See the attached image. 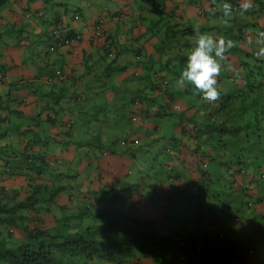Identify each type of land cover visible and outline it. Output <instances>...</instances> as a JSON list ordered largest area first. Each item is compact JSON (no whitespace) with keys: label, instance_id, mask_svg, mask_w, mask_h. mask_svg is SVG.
Wrapping results in <instances>:
<instances>
[{"label":"trees","instance_id":"trees-1","mask_svg":"<svg viewBox=\"0 0 264 264\" xmlns=\"http://www.w3.org/2000/svg\"><path fill=\"white\" fill-rule=\"evenodd\" d=\"M38 1L42 8L33 9ZM229 2L237 26L227 31L216 24L193 27L183 20L182 0H166L149 18L139 17L141 26L130 28V36L123 29L125 38L104 40L85 70L78 54L81 71L71 70L68 95L62 86L35 84L53 79L56 62L73 55L82 31L58 26L45 31L48 51L67 48L46 63L51 73L32 74L23 67L36 63L33 55L39 52L38 39L27 29L30 14L40 17L66 2L0 0L1 17L17 11L26 17L3 28L16 30V40L0 30V83L15 66L28 74L0 95V264L188 263L189 249L198 245L177 224L192 204H201L207 214L204 242L212 243L213 255H239L264 241V206H252L247 215L239 196L252 185L256 202L264 201V161L257 162L264 154V58L252 48L264 28L246 30L238 20L241 0ZM194 3L201 16L221 14L223 0ZM255 8L264 13V0ZM96 24L98 19L92 25L97 29ZM96 29L94 36L105 35ZM197 29L234 44L222 61L215 101L204 100L191 84L177 83ZM146 127L150 132L144 136ZM240 145L239 153L233 152L232 146ZM202 160L210 173L200 170ZM228 190L239 197L232 199ZM212 199L228 211L217 227ZM160 210L167 217L164 225L156 219Z\"/></svg>","mask_w":264,"mask_h":264},{"label":"crops","instance_id":"crops-1","mask_svg":"<svg viewBox=\"0 0 264 264\" xmlns=\"http://www.w3.org/2000/svg\"><path fill=\"white\" fill-rule=\"evenodd\" d=\"M66 2V5H53V9L50 10V14L47 17V20H43L42 18H38L36 16V13L32 14L31 18H28L27 20V29L31 31L32 38L40 40H45L42 43V51H48L46 48L50 45V40H47V35L45 31H48V25L50 20V27L51 26H58L59 28H74L77 31H82L83 32V40L80 43H76L74 48H73V55H68V57L64 56V59L59 58L61 54H66L65 49L66 47H60L58 49L53 50L50 52V58L46 59L47 56L45 55V60H44V66L42 69L34 70L31 69L29 65H33L31 62L28 67L23 66L26 68L29 72L32 74L34 73H39L41 70L42 71H48L51 69L50 66H46V63H50L53 60H57L59 58V61H64V63L57 64L54 66V70H60L61 73L60 75H56L55 71L52 72V80L46 81L43 79H39L38 83L43 84V87H47L48 85L50 86V89H57V87H63V89L66 88L67 94L72 95V87H71V70L73 68L77 69L78 71H81L80 66L78 65L77 61V55L80 53V61H83L84 63V70L85 66H87L88 62L93 60L94 57L91 53L95 52V50H98L99 47L102 46L104 40L107 42L108 40L112 39H123L127 36L126 33L123 32V29L128 32V36H130V28L136 27L137 25L140 24L141 26V20H139V17L144 18H149L151 15L149 13L150 7H149V2L148 0H62ZM166 1V0H165ZM208 3V2H207ZM79 6H83L85 8V12L87 13L85 16L80 14L79 11ZM136 6L137 7V16L134 15V13L131 11V9ZM42 8V3L41 2H36L33 4V9L34 8ZM97 9V12L94 15V19L91 21L90 14H92L93 9ZM121 8H125L126 12L124 14V17L120 19L119 21H108L104 24L105 27V35L102 36H94L93 35V30L95 27L92 25L95 24L96 20L100 15H105L107 16L108 13H111L116 10H121ZM57 9V12H56ZM73 13H78L79 14V19L75 20L73 18ZM219 13H222V8H219ZM3 16L0 15V18H3L1 21V25L5 26L8 24L9 21L15 20L17 22L25 20V16H22V14L17 11L12 14H9L7 12L2 13ZM108 17V16H107ZM106 17V18H107ZM209 17L215 18L213 14H209ZM29 22L32 24L30 25ZM109 38V39H108ZM108 39V40H107ZM129 40V39H128ZM34 42V41H33ZM85 54H82L84 52ZM47 54V53H46ZM95 55V54H94ZM17 58V56H16ZM18 60V58H17ZM66 61V62H65ZM19 64L18 62L15 61V65ZM30 73V74H31ZM28 77V74L26 70H21L17 68L16 66L13 67L4 77V81L0 83V89H4V91L7 89V87L17 85L19 86L20 84L23 83L25 78ZM3 91V92H4ZM73 103V101H71ZM97 126V125H96ZM148 128V127H146ZM100 130L105 133L108 129L106 127L100 126ZM119 137H122V134L120 135L118 133ZM105 139V138H104ZM125 161V159H124ZM124 165H126L124 163Z\"/></svg>","mask_w":264,"mask_h":264},{"label":"rangeland","instance_id":"rangeland-1","mask_svg":"<svg viewBox=\"0 0 264 264\" xmlns=\"http://www.w3.org/2000/svg\"><path fill=\"white\" fill-rule=\"evenodd\" d=\"M148 2L149 3L156 2V4H149V7H150L149 13H151V11H153L154 8H158V5H160V7H161V4L163 2L165 3L166 1L165 0H148ZM182 3H183L184 8H186V11H185V13H186L185 19L186 20L185 19H183V20L187 21L190 25H192L195 28L202 27V26L209 27V25L212 27V24L214 22H217V23L221 22V20L219 18L209 17V14H207V17H204L203 15L202 16L199 15L201 13H198L199 8L194 3V0H182ZM252 3H253V6H252V8L249 9V11H251V13L246 14V13H243L240 11L239 16H238V20H239V23H243L245 21V24L243 26L246 30H251V31L260 30L261 28H264V22L262 21V18L264 17V16H262V14H264V13H262V11H260L259 9L255 8L258 5V0H252ZM167 4L171 5V2H168ZM4 6L6 7L7 4ZM84 10H85V8H83V6H81V7L79 6V9L77 11H79L80 14L85 16L87 13ZM131 11L134 13L135 16H137L138 13H136L137 12L136 6H134L131 9ZM56 12H57V9H56ZM58 12H59V10H58ZM58 12H57V14H58ZM96 12H97V9L95 8V9H93L92 14L89 13L90 17H91V21L94 19L93 14H95ZM259 16H260V18H259ZM253 21H256L257 23H255ZM252 24H255V26H253ZM227 26H228V28H225V27H221V28L228 31L231 27L233 30H235L237 24L235 21L231 20L228 22ZM3 28H6V26L1 25V20H0V30L2 29L3 36L6 35L7 37L6 36L5 37L10 42H12L13 40H16L18 38L19 34H17L16 30L10 29L7 31V30H4ZM224 30H222V32H221V34H223V36H224ZM260 31H262V30H260ZM215 33H217V32L215 31ZM22 35H23V33L21 32L20 37ZM42 43H43L42 41L36 42V51H39V52H35V54L33 55V56H35L34 59L36 60V63H34L33 65H30L31 69H34V70H38L39 68L41 69L44 66L45 55L47 56L46 59L50 58V51L47 52L48 54H44V52L42 51V49H41ZM252 48H254L255 52L258 50V48L255 44H252ZM260 58H262V57H260ZM261 62L262 61L258 62V64H261ZM38 84L39 83L36 82L35 85L37 86ZM175 84L177 85L176 81H175ZM31 87H34V86L32 85ZM3 91H4V89H0V95L3 94ZM152 120H157V118H155V119L153 118ZM147 121H148V123H150L151 119H149ZM142 122L143 121L140 120V122H138V124L141 125ZM160 125H162V124H160ZM141 132H143V135L146 136V135H148V133L150 131H149V128H146V129L143 128V130H141ZM113 135L118 136V133L114 132ZM261 136L264 139V135H261ZM242 146L243 145H240L238 147L232 146V149H234L233 152L237 150V152L239 153V151H240L239 149ZM253 150H255L256 153L258 154L260 151V147L255 146ZM257 157H258L257 162H259L261 160L264 161V154H258ZM233 159H235V161H236L237 157H234ZM114 166H116V165L114 164ZM118 167H124V165L118 166ZM263 170H264V166H263ZM256 197H257V193H249L248 199H250L253 202V207L256 206L257 209L259 210L262 206H264V201L256 202ZM243 199H244V197H243ZM211 203H213L212 215L216 214L220 217L221 216V204L218 203L216 200H213V199L211 200ZM199 205H201V204H196L194 206L196 208V210L193 209L194 207L192 208L193 204L191 205V207H189L188 210H185L183 213L184 214L183 216L186 218H184V221H181L180 223L177 224V229L179 230V232H181L186 237H188V239L190 241H192L194 244L198 245L197 249H189L190 255L193 256L192 257L193 259H190V262L188 264H264V241H262L260 239L254 244V248L256 250V253L253 255H247V254L243 253L241 255V259L240 258L232 259L231 256H233V257L237 256L238 257V255L234 254V253H230V255L227 256V252H224L222 255H220V253L217 252L216 255H213L212 251L210 249V246H213L212 243L209 240L204 242V240L206 239L204 234L207 233L206 231H204V229L207 227L206 223H207L208 217L206 216L207 214L203 215L206 212H205V210H202V206H199ZM162 211L163 210H160L157 212L158 214L156 215V217H157L156 219L159 221V222L157 221L159 224L164 225L165 221L167 220V217L162 215ZM222 219H223V217H220V218L215 219L213 221L215 227H217L216 223H218ZM169 227H170V225H169ZM222 230H225V229L222 228ZM244 235H246V234H244ZM181 263L187 264L185 262V260L181 261ZM161 264H163V263H161Z\"/></svg>","mask_w":264,"mask_h":264},{"label":"clouds","instance_id":"clouds-1","mask_svg":"<svg viewBox=\"0 0 264 264\" xmlns=\"http://www.w3.org/2000/svg\"><path fill=\"white\" fill-rule=\"evenodd\" d=\"M58 5V4H57ZM253 3L252 0H241L240 3V10L241 12H247L250 8H252ZM126 12L125 8H121V10H116L111 13H108V17L105 15H100L98 17V25L97 29L98 32H105V27L104 24L108 21H119L124 17V14ZM233 6L229 2V0H223L222 4V15L221 14H216L217 16L215 18H219L221 20L220 23L214 22L219 27H225L229 21L233 20ZM40 15L41 13H37V15ZM50 12H46L45 14L37 16L38 18H42L43 20H47L48 15ZM73 18L75 20L79 19V14L78 13H73ZM27 16V15H26ZM32 14H30L31 18ZM107 17V18H106ZM49 25H48V31L52 30L55 28V26L50 27V20ZM58 31V29H57ZM55 33V32H54ZM253 41H249V43H252ZM255 45L257 46L258 50L255 52V55L257 57H264V31H260L255 40H254ZM234 46L233 41L230 39H225L222 36H213L210 33L207 32H201L198 29L196 30V39H195V44L190 53L187 56V62L186 66L181 70L180 76L178 78L177 83L181 86L186 85V84H191L194 89L202 95V98L206 101H215L220 93L216 87L217 85V77L219 76L221 69H222V61H225L227 59L225 53L228 49H231ZM63 47V46H62ZM74 48V46L72 47ZM48 52V51H46ZM80 55V53H79ZM80 62V60H79ZM61 71L56 70L55 74L60 75ZM188 160L190 159V156L187 158ZM192 161V160H191ZM192 163H188L186 169H189L192 171L193 167L191 166ZM210 165L206 162V160L201 161V167L200 170L204 171L205 173H210ZM196 175V174H194ZM248 188L246 189L245 192H242L241 196V201L240 205H242L241 209L243 211H247V215L249 211L251 212L252 210V201L248 199L250 191H252L250 186H247ZM152 189V187L149 188V190ZM165 187L161 186L159 187L156 192L158 194H162L164 191ZM229 194L231 195L230 197L233 199L234 197H239L237 196V191L235 190H228ZM237 192V193H235ZM247 192V193H246ZM184 195V193H183ZM244 197V199H243ZM163 201L168 198L166 194L162 195ZM159 207V206H158ZM226 210V206L224 204H221V216L223 218H226L225 215L228 211ZM264 214V211L263 213ZM214 217L220 218L218 215L213 214ZM243 218V217H242ZM240 220V218H238ZM242 220V219H241ZM240 220V221H241ZM238 223H241V222ZM245 224H243L239 228H243ZM227 256L230 255V251H226ZM247 254V255H253L256 253V250L253 246H251L249 249L246 251L240 253L238 257H233L231 256L232 259L235 258H240L242 254ZM239 259V260H240ZM189 263V262H188ZM187 263V264H188Z\"/></svg>","mask_w":264,"mask_h":264}]
</instances>
